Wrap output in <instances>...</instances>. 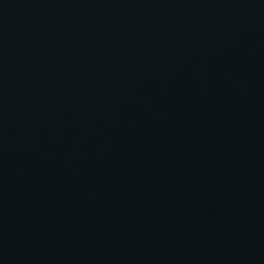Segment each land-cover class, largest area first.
Here are the masks:
<instances>
[{"label":"water","instance_id":"water-1","mask_svg":"<svg viewBox=\"0 0 264 264\" xmlns=\"http://www.w3.org/2000/svg\"><path fill=\"white\" fill-rule=\"evenodd\" d=\"M0 264H264V0H0Z\"/></svg>","mask_w":264,"mask_h":264}]
</instances>
